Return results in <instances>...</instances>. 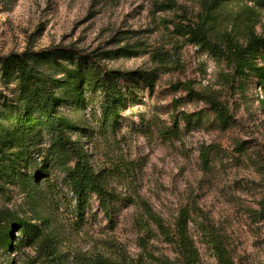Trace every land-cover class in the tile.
Here are the masks:
<instances>
[{
    "label": "rangeland",
    "instance_id": "374dc122",
    "mask_svg": "<svg viewBox=\"0 0 264 264\" xmlns=\"http://www.w3.org/2000/svg\"><path fill=\"white\" fill-rule=\"evenodd\" d=\"M207 1L0 0V56L54 45H75L86 54L125 48L107 63L139 73L126 83L127 102L114 131L99 128L98 92L88 91L87 108L75 114L89 127L81 139L93 169L120 196L111 221L95 195L76 222L66 188L52 195L43 186L28 191L12 182L0 189V211L38 227L47 220L46 231L57 235L69 264H77L75 255L108 254L115 245L130 256L153 255L150 264L165 253L164 261L174 264L172 247L151 217L173 226L183 208L197 264H218L215 241L233 264H264V87L248 69L238 74L228 54L191 42L186 30L201 22ZM206 21L213 23L212 42L222 46L228 34L247 47L250 29L264 39V0H229ZM263 57L262 48L247 54L257 66ZM208 99L226 107V126ZM49 177L62 175L56 169ZM0 264L48 262L39 240L15 229L9 244L0 234Z\"/></svg>",
    "mask_w": 264,
    "mask_h": 264
},
{
    "label": "trees",
    "instance_id": "16d2710c",
    "mask_svg": "<svg viewBox=\"0 0 264 264\" xmlns=\"http://www.w3.org/2000/svg\"><path fill=\"white\" fill-rule=\"evenodd\" d=\"M228 1L208 0L201 22L195 28L188 27L186 34L191 42L211 53L228 54L236 62L238 74L244 75L248 69L264 87V65L257 66L247 58L249 51L262 48L264 53L263 38L257 37L252 29L249 30L247 47L233 41L228 34L222 46L209 38L214 20L209 23L206 20L213 19ZM121 51L128 52L120 48L86 54L75 45H54L0 56V86L6 91H0V189L12 182L28 191L43 186L52 195L66 188L75 201L76 222L83 221L85 206L95 195L104 217L109 221L114 218L113 204L120 196L108 189L102 173L93 169L81 139L87 135L89 127L77 121L75 114L87 108L88 91L98 92L101 96L97 118L99 128L105 133L116 129L127 102L129 89L126 83L139 74L137 71H122L107 63V60L120 56L116 53ZM144 82H147L146 78ZM11 85L17 88V92L9 89ZM207 101L216 119L226 126L231 119L226 107L214 99ZM74 135L78 137L73 139ZM45 137H48L47 144ZM56 169L62 177L52 180L49 176ZM261 206L264 208V200ZM151 218L160 237L171 245L174 264L198 263V250L187 228L189 216L186 209L179 211L173 226L165 225L160 218ZM43 223L38 227L13 213L0 211L3 243L9 244L13 230L17 229L22 237L39 240L48 264H69L66 253L59 249L57 235L51 229L46 231L47 220ZM143 236L140 235L139 241ZM115 246H111V253H81L75 255L73 261L77 264H150L152 261L153 255L142 252L139 256H130L120 246ZM213 248L218 264H233L220 243L215 241ZM160 256L156 257L155 264H168L164 261L168 256L165 253Z\"/></svg>",
    "mask_w": 264,
    "mask_h": 264
}]
</instances>
